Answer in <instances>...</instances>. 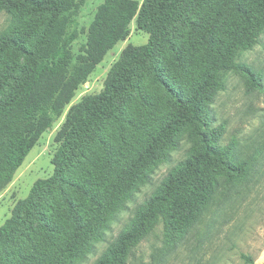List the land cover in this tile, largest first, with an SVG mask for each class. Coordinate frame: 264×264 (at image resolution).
Listing matches in <instances>:
<instances>
[{
  "label": "trees",
  "instance_id": "trees-1",
  "mask_svg": "<svg viewBox=\"0 0 264 264\" xmlns=\"http://www.w3.org/2000/svg\"><path fill=\"white\" fill-rule=\"evenodd\" d=\"M180 1L142 0L131 16H135L136 28L149 36L146 44L132 49L131 58L149 62L156 83L164 84L151 60ZM80 4L76 0H0V12L7 16L0 29V192L29 151L36 112L52 100L54 104L65 103L71 94L64 86L73 83L74 89L83 80L81 69L86 62H81L67 79L68 51L56 64L40 67L59 48ZM230 4L234 15L221 28ZM131 17L113 25L104 7L98 9L87 39V53L100 54L94 63L101 58V48L109 49L125 38ZM263 31L264 0L222 4L200 26L193 43L205 51L206 67L189 92L171 95L169 117L157 129L140 121L131 124L128 131L118 132V141L112 146L102 141L101 147L106 148L101 155L88 158L85 173L66 179L59 191L63 221L48 220L47 211L33 207L32 197L16 203L0 227V264H75L92 253L95 243L104 240L107 222L125 208L140 185L149 183L152 167L169 160L170 150L177 148L182 132L190 143L184 156L135 206L94 264H125L132 249L159 221L176 235L186 232L214 199L220 179L243 175L244 165L233 161L230 147L220 145L225 123L212 125L210 104L215 90L224 89L227 72L245 78L250 89L261 87L259 73L238 57L258 42ZM115 93V85L100 93L88 123L107 112ZM48 124L49 115L43 109L35 134ZM40 231H44L43 245L33 237ZM241 258L245 264H255L249 254H241Z\"/></svg>",
  "mask_w": 264,
  "mask_h": 264
},
{
  "label": "rangeland",
  "instance_id": "rangeland-1",
  "mask_svg": "<svg viewBox=\"0 0 264 264\" xmlns=\"http://www.w3.org/2000/svg\"><path fill=\"white\" fill-rule=\"evenodd\" d=\"M76 1L80 7L70 18L59 48L40 67L56 64L68 51L67 79L81 62H86L81 69L83 80L74 89L73 83L64 86L71 94L65 103L54 104L52 100L36 112L29 151L0 192V227L16 203L29 197L33 207L47 211L48 220L63 221L59 191L66 179L85 173L88 158L101 155L106 148L101 147L102 141L112 146L118 141L119 131H128L131 124L139 121L150 129L159 128L171 114V95L189 92L206 67L205 51L193 45L200 26L230 0L180 1L151 60L164 84L153 81L149 62L131 58L132 49L146 44L149 38L136 28L135 16L131 17L142 0ZM231 6L226 9L221 28L234 15ZM100 7H104L113 25L131 19L125 38L109 49L101 48V58L94 63L100 54L87 53V39ZM6 21V14L0 12V29ZM238 59L259 73L261 87L250 89L242 76L225 73L224 89L215 90L210 116L213 126L225 123L220 145L230 147L233 161L244 165L243 175L230 180L221 178L212 202L183 234L167 231L159 221L132 249L125 264H245L241 254L251 255L255 264H264V31L251 49L240 52ZM109 85L116 86L112 106L102 117L88 123L98 96ZM43 109L49 115V124L35 134ZM177 141L169 160L154 165L149 183L140 185L125 208L107 222L104 240L96 242L94 251L75 264H94L135 206L182 159L190 143L184 132ZM30 216H34L31 210ZM34 221L30 220L32 224ZM41 233L44 231L33 237L43 245Z\"/></svg>",
  "mask_w": 264,
  "mask_h": 264
}]
</instances>
